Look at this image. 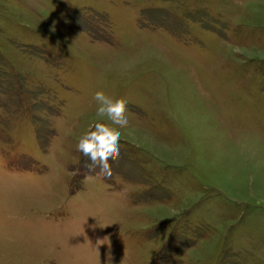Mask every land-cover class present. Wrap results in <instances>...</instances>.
I'll return each mask as SVG.
<instances>
[{"label":"rangeland","instance_id":"1","mask_svg":"<svg viewBox=\"0 0 264 264\" xmlns=\"http://www.w3.org/2000/svg\"><path fill=\"white\" fill-rule=\"evenodd\" d=\"M0 264H264V0H0Z\"/></svg>","mask_w":264,"mask_h":264},{"label":"clouds","instance_id":"2","mask_svg":"<svg viewBox=\"0 0 264 264\" xmlns=\"http://www.w3.org/2000/svg\"><path fill=\"white\" fill-rule=\"evenodd\" d=\"M93 98L97 103V119L78 138L76 150L88 158L86 167L89 172L99 169L101 175L110 176V161L120 154V129L129 125L127 105L123 99L111 97L103 90H97ZM105 118L110 123L104 122Z\"/></svg>","mask_w":264,"mask_h":264}]
</instances>
